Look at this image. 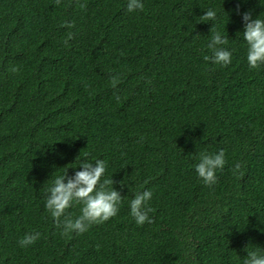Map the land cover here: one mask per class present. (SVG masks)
<instances>
[{
	"label": "trees",
	"instance_id": "16d2710c",
	"mask_svg": "<svg viewBox=\"0 0 264 264\" xmlns=\"http://www.w3.org/2000/svg\"><path fill=\"white\" fill-rule=\"evenodd\" d=\"M143 2L129 13L127 0H0V264H242L264 248V65L248 66L240 14L264 6ZM208 9L215 22L201 21ZM215 31L226 67L204 59ZM221 149L206 186L195 165ZM84 158L105 161L101 182L122 203L66 233L81 205L57 221L44 192ZM143 190L141 226L129 201ZM29 233L39 238L21 247Z\"/></svg>",
	"mask_w": 264,
	"mask_h": 264
},
{
	"label": "clouds",
	"instance_id": "9594fccd",
	"mask_svg": "<svg viewBox=\"0 0 264 264\" xmlns=\"http://www.w3.org/2000/svg\"><path fill=\"white\" fill-rule=\"evenodd\" d=\"M258 2L260 6H264V0H258ZM126 8L129 13L137 12L144 8V2L143 0H127ZM240 14L244 22L242 38L247 45V63L249 68H258L264 65V16L260 13L254 17L250 11ZM216 15L214 10L208 9L201 21L215 22ZM226 45H228L227 37L215 31L207 44L211 54L204 59L222 67L228 66L232 62V52L225 47ZM225 163L223 149L214 153H201L199 162L195 165V171L206 186H211L216 183V174L223 169ZM79 166L82 170L76 171L73 177H69L67 171L56 175L44 192V206L57 221L65 216L66 210L73 204L81 205L79 216L61 222L63 231L66 233H83L91 224L108 221L118 213L123 198L120 191L114 187H108L113 184V181L105 179L101 182V177L106 171L103 159L84 158ZM151 199L152 192L143 190L136 191L129 201V214L137 225L142 226L146 222H151L149 216L151 209L148 207ZM38 238L39 233H29L18 243L26 248L34 244ZM246 251L247 255L243 257L242 264H264V248L250 249L248 247Z\"/></svg>",
	"mask_w": 264,
	"mask_h": 264
}]
</instances>
